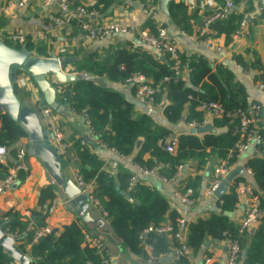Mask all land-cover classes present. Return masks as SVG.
Instances as JSON below:
<instances>
[{
	"label": "trees",
	"instance_id": "16d2710c",
	"mask_svg": "<svg viewBox=\"0 0 264 264\" xmlns=\"http://www.w3.org/2000/svg\"><path fill=\"white\" fill-rule=\"evenodd\" d=\"M115 4L116 0H96L95 9L102 14ZM167 8L170 23L181 32L191 33L190 14L187 13L185 5L171 0ZM241 18L242 13H231L226 19L213 22L211 27L224 31L228 36L238 28ZM148 26L151 32L156 31L152 22H149ZM5 43L16 49L21 47L7 41ZM24 46L29 51L48 57L42 45L27 43ZM72 56L75 58L73 63L78 72L77 79L70 83L58 84L62 92L57 94V101L76 113L86 110L93 135L108 148L128 157L139 167L151 169L158 166L162 177L172 179L177 173V167L182 166L186 160L195 161L196 168L201 170L214 154L224 158L236 143L237 135L233 126L235 127L237 121L222 117L213 121L212 125L213 128L228 126L225 132L219 135L208 132L202 139L191 134L179 135L176 152L167 153L158 145V141L170 134V129L156 125L147 114L134 117V104L127 101L122 93L108 88L101 81L104 78L112 83H123L133 73H140L150 80L153 86H157L162 78L169 77L168 82L160 84L154 99L155 104L162 107L161 113L165 123L174 125L180 120L185 106V121L199 122L200 113L196 111V106L201 102H217L227 111L248 107L243 86L232 82L231 72L223 67L219 66L212 72L204 58L181 56L182 63L188 70V79H175L168 59H157L142 45H135L134 41L126 42V47H111L101 59L93 52L84 60L75 54ZM235 61L246 71L252 69L260 72L254 76V80L263 78L258 60L246 64L239 57H235ZM129 90L133 93V89ZM259 113L264 115V110L261 109ZM229 121L232 123L229 124ZM260 131L262 141L256 145V153L247 160L245 166L252 171V185L261 195V207L264 211V130ZM25 137V131L16 122L5 114L0 115V145L9 147L12 157V143ZM206 148H210V151L206 152ZM73 149L77 156V173L84 182L93 184L92 194L107 212L111 232L125 249L131 255L145 259L149 255L158 257L169 253L173 241L163 235L144 232L148 227L174 222L177 218L176 213H169L165 198L139 181L128 191L131 174L119 172L115 177L110 176L102 169L103 161L93 153L92 147L81 145L80 140L74 143ZM6 172V167L0 164V179ZM193 189L188 183L183 192H192ZM40 197L53 199V187L43 189ZM235 205L236 199L232 191L217 200V207L222 213L232 211ZM45 218L43 213H31V219L36 222L35 227H43ZM5 219L11 220L3 227V232L16 238L15 246L21 254L32 259L31 264H99L96 251L82 245L83 227L79 225L78 220L63 226L58 234L57 231H52L32 243L34 229L27 230L28 219H23L14 211L4 213L0 224ZM235 233L236 228L226 216L212 213L206 219L188 224L187 240L190 248L197 251L206 237L221 240L232 238ZM146 247L149 248V254L145 251ZM240 247L245 251L244 256L241 254V264H264V213L256 229L240 240ZM0 264L18 263L0 246Z\"/></svg>",
	"mask_w": 264,
	"mask_h": 264
},
{
	"label": "crops",
	"instance_id": "0c3cea01",
	"mask_svg": "<svg viewBox=\"0 0 264 264\" xmlns=\"http://www.w3.org/2000/svg\"><path fill=\"white\" fill-rule=\"evenodd\" d=\"M43 1L44 0H31L22 9H13L7 13H0V33L14 30L17 27L28 32L39 31L41 32L42 37L39 36L37 40L30 43L34 46H44L45 53L48 57H56L59 48L65 47L66 53L63 57L75 59L72 56L75 54L81 60H84L91 52L96 53L101 59L107 55L108 50L111 47H126V42L129 41H134L135 45H140L134 37L129 35H113L102 41H84L74 26L59 32L51 23V18L56 12L55 6H45ZM91 1L96 2V0H77L78 3L85 5L89 4ZM148 1L149 0H116L115 5L103 11L102 14H99V20H102L103 22L113 21L120 25L148 27V29L149 22L154 24L155 29L164 26L169 34L176 39L180 58L181 56L202 57L210 65L212 72H215L216 68L219 66L230 71L233 76L232 82L242 85L245 90L246 104H263L262 109L264 110V97L262 93L256 89L255 82L257 80H254V76L258 75L260 72L252 69L248 71L243 68L239 69L237 68V63L235 61V57H239L246 64H251L258 60L257 63L264 74V13H262L257 21H254L249 25L248 36L235 44H231L234 32L227 36L224 31H219L210 26L209 32L215 42L220 45L231 47V55L229 57H221L213 51L200 47L187 36H183L181 31L176 29L175 26L170 23L168 15L161 12L159 9V0H153L157 7L155 20H147L143 13V9L148 4ZM216 1L221 4L223 0ZM259 3V0H234L232 13H242L245 10L254 11L259 7ZM1 6L2 2L0 1V8ZM188 14H190V25L193 32L202 27L205 18L204 16L208 14V11L206 14L198 13L197 11L196 13L193 12ZM147 50L156 57L152 51L149 49ZM73 62L67 64L64 69H73V73L77 76L78 72L75 69ZM181 78L186 81L188 79V70L185 65ZM101 81L108 88L122 93L127 101L134 104V117L140 114H147L153 119V122L156 125L169 128L170 133L176 137L182 134H191L202 139L205 133L214 132L219 135L228 129V126L213 128V121L220 119L216 118L210 120L204 125L210 127L208 132L200 134L192 133V129L196 128L190 127L189 123L185 121L187 106H185V111L180 120L174 125H168L162 118L161 105L155 104L150 107L140 105L134 100L131 91L125 87L123 83H112L104 78L101 79ZM55 84L58 85V83ZM19 99L25 104L35 105L38 108L48 107L35 85H32L27 89H22ZM62 106L63 111H53V114L56 122L61 128L63 141L66 143L69 153L66 160L60 158L62 162V173L66 177L74 182V175L77 172V156L75 155L73 145L77 140H81L84 144L92 147L93 153L103 161L102 169L110 176L115 177L119 172H128L130 174L135 172L130 164L131 160L128 157L124 160L112 154L107 149L100 148L97 144L96 137L89 133L82 119L77 114L71 112L66 105ZM229 122V124L232 123L231 121ZM41 123L43 126V121ZM24 139L28 142L27 137ZM205 151L209 152L210 148H206ZM229 151L230 149L227 151L226 156ZM254 154V151H247L237 159L236 165L232 170L240 167L242 168V172L235 176V179L248 180L252 184V177L247 176L243 168L245 167L247 160ZM226 156L224 158H219L217 154H214L205 168L201 170L196 168L195 161L186 160L182 166L180 165L181 168L177 170L171 185H168L153 176L138 175V181L162 195L168 203L169 213H176L177 218L183 217L188 224L195 223L199 219H206L210 217L212 213H216L226 216L229 222L236 228L241 217V206L236 204L232 211L222 213L217 207V200L220 198H217L214 195L208 196L206 194V189L211 181L212 169L221 160L225 159ZM8 158L9 163H11V153L8 154ZM28 164L30 168L29 173L27 175L21 174L18 183L0 196V218L4 213L14 211L23 219H30L36 224V222L31 219V213L38 212L45 214L44 211L47 209L52 199H43L40 197V194L43 189L52 186L55 192V197L53 199L56 200L57 205L55 211L51 215H45L44 226H49L52 231H57L56 233L58 234V231H60L63 226L69 225L78 220L79 225L83 227V230L95 233L103 239L109 252V256L111 257L112 264H224L229 238L218 240L206 237L201 247L197 251L192 250L191 257L188 260H183L181 262L174 261L170 257V253L167 254L164 259L154 263L148 261V259H145L144 257L131 255L120 243L119 239L111 232L109 221L101 219L99 212L91 202H89L87 208L91 221L83 222L75 208L63 195L61 190L50 183L47 172L41 162L36 157L29 155ZM197 178L199 179L197 180L198 182L196 181ZM188 183H190L194 189L192 192L190 191L191 202L184 204L175 197L173 188H176V190H179L183 194L186 193L183 192V190ZM230 191L231 189L228 186L225 194ZM145 251L149 254L148 247L145 248ZM244 252L245 251H242V255ZM239 264H241V258Z\"/></svg>",
	"mask_w": 264,
	"mask_h": 264
},
{
	"label": "built area",
	"instance_id": "2783aa9c",
	"mask_svg": "<svg viewBox=\"0 0 264 264\" xmlns=\"http://www.w3.org/2000/svg\"><path fill=\"white\" fill-rule=\"evenodd\" d=\"M2 6L0 13H7L13 9L24 8L31 0H0ZM182 2L187 13H205L202 27L198 28L191 33L186 34L181 32L183 36H187L191 41L197 43L200 47L213 51L221 57H229L231 55V47L226 45H220L215 42L211 37L209 29L213 22L222 21L226 19L233 11L234 0H223L222 3H218L216 0H173ZM45 6L54 5L56 8L55 15L51 18V23L61 32L68 29L71 26L80 33L84 41H102L113 35H129L134 37L140 45L146 47L152 51L157 59L166 58L170 61V69L173 72L175 79L181 78L183 75L184 65L180 58V54L177 49L176 39L169 34V32L159 27L155 32H151L147 27H137L131 25H120L117 22L109 21L103 22L99 20V13L94 8L95 1H91L85 5L78 3L77 0H44ZM143 13L147 20H155L157 7L153 0H149L148 4L143 9ZM264 13V6H259L257 9L245 10L242 12V18L239 22L238 28L232 35L231 44L238 43L241 39L248 36V27L254 21ZM41 36V32L32 31L28 32L20 27L14 30L5 31L0 33V40L7 41L12 45L24 46L27 43L37 40ZM42 37V36H41ZM40 37V38H41ZM33 43V42H32ZM65 47H61L58 50L56 59H60L65 55ZM59 54V55H58ZM237 68L242 69L240 65H236ZM65 68V67H64ZM65 74L73 73V69H64ZM169 77L162 78L161 82L157 86H153L145 76L140 73H133L127 79L123 81V85L128 89H133V98L140 105L147 107L155 105V93L158 91L160 84L169 81ZM16 84L21 89L30 88L34 86L31 78L28 74L20 72L16 76ZM57 85V84H55ZM255 87L260 91L264 97V78L255 82ZM56 93L61 94L62 88L58 85L55 87ZM263 108V104H249L246 109H237L234 111H227L221 104L217 102H201L196 106V110L201 115L199 122L192 121L189 123L190 127L197 128L203 127L210 120L216 118H229L237 121L234 127V133L237 135V141L233 148L230 149L225 159L221 160L213 169L211 173V181L206 189L208 196H213L218 189L222 179L227 175L232 168L236 165V161L247 151H254L256 153V145L262 141V135L260 130H264V115H260V110ZM85 124V127L92 133L89 125V118L86 110H82L80 113H76ZM41 113L43 115V127L50 133V144L57 149V152L61 159L68 158V149L66 143L63 141V135L60 126L56 122L53 111L49 107H42ZM97 139V138H96ZM97 144L102 149H107L112 154L118 156L121 159L126 160L127 157L119 155L114 149H110L100 140H96ZM178 143V137L168 134L166 137L158 141V145L167 153L174 154L176 152ZM80 144L84 145V142L80 140ZM11 148L14 150V156L12 162L9 163V147L0 145V164L6 167V174L0 179V196L9 191L13 185L19 180L21 174L27 175L30 171L28 164V142L24 138L15 140ZM134 169L128 180L127 190L130 191L134 185L138 182V175L141 176H153L162 182L171 185L172 179H165L158 172V166L151 169L142 168L133 162H130ZM181 167L178 166L177 170ZM246 175L252 177V171L248 167H244ZM74 184L78 187L81 194L87 196L89 202L93 204L96 210L99 212L101 219L108 220L107 212L102 208L99 201L93 196L92 183H86L82 177L76 172L74 175ZM235 199L236 204L241 206V217L236 227V233L232 238L228 239L226 258L224 264H239L242 249L240 247V240L248 234H251L259 224L261 217L263 216V209L261 207V195L256 191L253 185L248 180L233 179L229 183ZM175 197L184 204L191 202L190 192L181 193L176 188H173ZM57 202L55 199L50 201L49 206L44 211L46 216L51 215L56 208ZM27 230L34 229L32 243H35L41 237L48 235L52 232L49 226L35 227V224L28 219ZM83 245L94 249L99 258V264H112L111 257L107 250L106 244L103 239L88 230H83ZM145 233L153 232L157 235H163L168 237L173 244L170 248V257L176 261L181 262L188 260L191 257L192 249L190 248L187 240L188 223L183 217H178L174 222H165L156 227H148ZM159 255L158 257L149 255L148 261L159 262L164 259L167 254ZM87 264H92L88 262Z\"/></svg>",
	"mask_w": 264,
	"mask_h": 264
},
{
	"label": "water",
	"instance_id": "95a60500",
	"mask_svg": "<svg viewBox=\"0 0 264 264\" xmlns=\"http://www.w3.org/2000/svg\"><path fill=\"white\" fill-rule=\"evenodd\" d=\"M170 1L159 0V9L162 13H168L167 6ZM259 2L264 6V0H259ZM73 61V58L68 57L60 59H56L54 56L43 57L29 51L25 46L16 49L0 40V115H7L25 131L28 138V154L41 162L50 183L61 190L81 220L89 222L91 221L87 211L89 200L86 195L80 193L74 182L62 173L60 156L57 149L49 142L50 133L41 123L43 120L41 108L20 101L19 95L22 89L16 84L18 73L28 74L41 93L45 104L52 111L61 112L63 106L57 101L54 84L70 83L77 79L75 73L65 74L63 72V68ZM209 129L210 127L206 125L192 129V133H205ZM241 172L242 168L239 167L225 175L214 196L221 198L227 191L229 183ZM17 183L18 181L14 185ZM10 220L6 219L0 224V246L18 264H31L32 259L21 254L15 246L16 238L5 234L2 230Z\"/></svg>",
	"mask_w": 264,
	"mask_h": 264
}]
</instances>
